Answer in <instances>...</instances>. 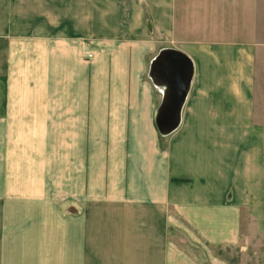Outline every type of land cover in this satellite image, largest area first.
<instances>
[{
  "label": "crops",
  "instance_id": "obj_1",
  "mask_svg": "<svg viewBox=\"0 0 264 264\" xmlns=\"http://www.w3.org/2000/svg\"><path fill=\"white\" fill-rule=\"evenodd\" d=\"M190 1L0 0V264L264 255L258 46L187 38L213 28ZM166 49L194 75L163 137V92L144 73Z\"/></svg>",
  "mask_w": 264,
  "mask_h": 264
},
{
  "label": "rangeland",
  "instance_id": "obj_2",
  "mask_svg": "<svg viewBox=\"0 0 264 264\" xmlns=\"http://www.w3.org/2000/svg\"><path fill=\"white\" fill-rule=\"evenodd\" d=\"M199 1V0H198ZM206 2L204 4L203 2ZM200 0L202 6H197V0L191 2V14L194 16L199 13V18L207 23V27H213L212 30H197L187 33L189 39L202 40L215 43L220 49L218 51L226 54L240 55L239 50H247L250 46L242 49L239 47L247 44H254V53L256 56V71L264 74V0ZM204 23V22H200ZM204 25V24H203ZM149 32V31H148ZM149 36L154 37L155 35ZM156 39H160L156 36ZM162 40V39H161ZM259 44V45H258ZM209 48V47H208ZM159 50V49H158ZM233 50H235L233 52ZM249 50V49H248ZM206 51L209 50L206 48ZM238 53V54H237ZM234 55V54H233ZM153 56V55H152ZM91 59L92 56L88 55ZM154 57H147L146 70L144 78L146 82L150 81L149 70ZM264 77V75H263ZM258 82H261L258 80ZM67 213L70 208L66 209ZM66 215L68 216V214ZM223 261L229 264H241L243 259L235 249L224 248L217 251ZM254 264H264V255L259 254L253 257Z\"/></svg>",
  "mask_w": 264,
  "mask_h": 264
},
{
  "label": "water",
  "instance_id": "obj_3",
  "mask_svg": "<svg viewBox=\"0 0 264 264\" xmlns=\"http://www.w3.org/2000/svg\"><path fill=\"white\" fill-rule=\"evenodd\" d=\"M193 75V62L179 51L163 50L152 61L149 78L163 92V101L155 119L161 136L172 135L179 128Z\"/></svg>",
  "mask_w": 264,
  "mask_h": 264
}]
</instances>
